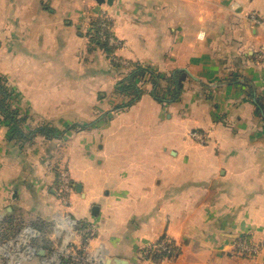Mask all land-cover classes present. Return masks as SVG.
I'll return each mask as SVG.
<instances>
[{
	"label": "crops",
	"instance_id": "1",
	"mask_svg": "<svg viewBox=\"0 0 264 264\" xmlns=\"http://www.w3.org/2000/svg\"><path fill=\"white\" fill-rule=\"evenodd\" d=\"M103 15L113 56L90 43ZM139 63L186 70L180 97L160 102L148 82L120 107L117 85ZM0 73L32 132L13 137L0 114V264H61L88 228L94 257L128 264H264V252L230 254L240 237L264 239V0H0ZM23 227L51 231L45 256L14 238ZM165 238L174 259L140 261Z\"/></svg>",
	"mask_w": 264,
	"mask_h": 264
},
{
	"label": "trees",
	"instance_id": "2",
	"mask_svg": "<svg viewBox=\"0 0 264 264\" xmlns=\"http://www.w3.org/2000/svg\"><path fill=\"white\" fill-rule=\"evenodd\" d=\"M101 22V18L95 20L90 29V43L93 46H98L102 49L108 56H113L115 48L107 43L102 42L98 37V29ZM187 71L184 69H177L171 75H163L158 72L156 69L137 64L131 71L118 83V91L128 94L129 100L120 107L126 108L133 103H135L145 91V87L148 82L152 87L153 96L160 102H174L176 101L184 87V81L187 78ZM166 83L165 86L168 87L165 90L163 83ZM14 92V95H13ZM16 100L15 90L11 89L6 83V77L0 73V114L4 117L6 121L9 122V125L12 127L13 137L23 136V128L21 121L24 116L20 115V110L18 107L11 105V101ZM77 127L73 125L65 131H70L71 129ZM199 130V129H198ZM38 132L45 133L46 135L56 136L59 133L56 129L48 125L39 126L37 129ZM160 256L165 257L166 253H160L155 255L157 258ZM61 264H81V263H68L67 260L63 259Z\"/></svg>",
	"mask_w": 264,
	"mask_h": 264
},
{
	"label": "built area",
	"instance_id": "3",
	"mask_svg": "<svg viewBox=\"0 0 264 264\" xmlns=\"http://www.w3.org/2000/svg\"><path fill=\"white\" fill-rule=\"evenodd\" d=\"M98 37L99 39L107 43L114 48L120 46V41L113 34V24L111 19L107 15H103L101 18V22L98 29ZM190 137L197 141L202 145H207L211 141V136L208 131H202L198 129H194L190 132ZM60 185L59 192L61 194V198L65 203H69L70 200L68 195L74 190V184L71 181L69 173L67 170H63L60 172L59 176ZM72 227L77 224V221L72 219ZM85 243L83 244V249L86 250L89 248L90 241L94 235V230L91 228L87 229L85 234ZM232 250L230 251L231 255L235 257H243V256H257L264 252V239H257L254 236L248 237H240L233 243ZM69 248L65 252H68ZM178 246L172 240L162 239L157 241H152L143 245L140 249L142 260L152 259L155 255L160 253H166L165 257L176 256L178 254ZM66 256H68L66 254Z\"/></svg>",
	"mask_w": 264,
	"mask_h": 264
},
{
	"label": "rangeland",
	"instance_id": "4",
	"mask_svg": "<svg viewBox=\"0 0 264 264\" xmlns=\"http://www.w3.org/2000/svg\"><path fill=\"white\" fill-rule=\"evenodd\" d=\"M94 16H92V17H94ZM6 83H8V86L11 87L12 90L14 89L13 85L10 83V81L7 78H6ZM13 95H14V92H13ZM12 103H13V106H14V104L16 103L15 100L11 101V105H12ZM21 125H23V124H21ZM25 126L26 125H23V127H25ZM26 131L28 133V136H30L32 132H29L30 131L29 130V126L26 128ZM69 220L70 221L72 220L71 217L69 218ZM29 230L30 231L32 230V234L27 235L25 232H27V231L29 232ZM71 230L74 231V225H73V227L72 226L70 227V225L68 227V231L72 235V231ZM52 237H53V235L51 234V231L48 232V233L45 231L42 234V233L36 231L35 229H29L28 227H23L18 232V236L14 237V238L19 239V240L20 239H23V240L26 239L29 242V245L32 248H35V250H36V251H34V253L30 252L32 256L35 255V254L41 255V256L42 255L45 256L46 252H47L45 248H46V246H49V245L52 244V240H51ZM69 239H70V242L68 244L69 250H68V252H65V254H67L68 256L63 258V259L66 258L68 263L72 262V263H81V264H107L106 259L108 257L104 256L105 254L102 255V256L94 257L93 256V252L91 251V248L90 249L87 248L86 250H84L83 249V244L82 245H80V244L78 245L76 242H74V240H72L71 238H69ZM55 243H56V241H55ZM59 246L60 247L58 248L57 251L61 250V245H59ZM232 247H234V246L232 245ZM42 250L44 251V254L40 253V251H42ZM261 254H259V255H261ZM138 255H139L138 257L140 258L141 257L140 250H139V254ZM259 255H257V256H259ZM50 256H52V255H50ZM257 256H243L242 258H244V257L255 258ZM175 257L176 256H170V257H165V259H174ZM110 258H113V257H110ZM50 259L51 258H47V261H49ZM60 259H62V258L60 257ZM99 259H100V262H98ZM141 260L142 259H140V261ZM52 261H53V259H52Z\"/></svg>",
	"mask_w": 264,
	"mask_h": 264
},
{
	"label": "water",
	"instance_id": "5",
	"mask_svg": "<svg viewBox=\"0 0 264 264\" xmlns=\"http://www.w3.org/2000/svg\"><path fill=\"white\" fill-rule=\"evenodd\" d=\"M98 3H104L107 2L108 4H112L113 0H96ZM40 253L44 254V251H40ZM107 264H111L113 262L114 264H128V260L122 259L120 257H114V258H107L106 259Z\"/></svg>",
	"mask_w": 264,
	"mask_h": 264
},
{
	"label": "bare ground",
	"instance_id": "6",
	"mask_svg": "<svg viewBox=\"0 0 264 264\" xmlns=\"http://www.w3.org/2000/svg\"><path fill=\"white\" fill-rule=\"evenodd\" d=\"M69 225H70V227L72 226V221H69Z\"/></svg>",
	"mask_w": 264,
	"mask_h": 264
}]
</instances>
